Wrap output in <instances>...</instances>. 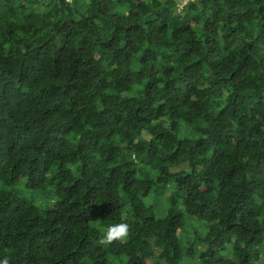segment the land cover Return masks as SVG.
<instances>
[{
	"label": "trees",
	"instance_id": "16d2710c",
	"mask_svg": "<svg viewBox=\"0 0 264 264\" xmlns=\"http://www.w3.org/2000/svg\"><path fill=\"white\" fill-rule=\"evenodd\" d=\"M5 257L264 264V0H0Z\"/></svg>",
	"mask_w": 264,
	"mask_h": 264
},
{
	"label": "clouds",
	"instance_id": "9594fccd",
	"mask_svg": "<svg viewBox=\"0 0 264 264\" xmlns=\"http://www.w3.org/2000/svg\"><path fill=\"white\" fill-rule=\"evenodd\" d=\"M130 229L127 223H118L108 226L102 236L98 239L97 243L101 246H107L114 241L123 242L129 236ZM0 264H9L8 257L0 260Z\"/></svg>",
	"mask_w": 264,
	"mask_h": 264
},
{
	"label": "rangeland",
	"instance_id": "374dc122",
	"mask_svg": "<svg viewBox=\"0 0 264 264\" xmlns=\"http://www.w3.org/2000/svg\"><path fill=\"white\" fill-rule=\"evenodd\" d=\"M184 0H180V2H183ZM28 194V193H27ZM36 195H35V197H37V195L39 196L40 195V193H35ZM29 195V194H28Z\"/></svg>",
	"mask_w": 264,
	"mask_h": 264
}]
</instances>
